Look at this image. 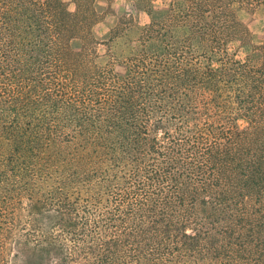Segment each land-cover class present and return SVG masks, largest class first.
<instances>
[{
	"label": "trees",
	"instance_id": "1",
	"mask_svg": "<svg viewBox=\"0 0 264 264\" xmlns=\"http://www.w3.org/2000/svg\"><path fill=\"white\" fill-rule=\"evenodd\" d=\"M73 2L0 0V264H264V0H147L122 73Z\"/></svg>",
	"mask_w": 264,
	"mask_h": 264
},
{
	"label": "rangeland",
	"instance_id": "2",
	"mask_svg": "<svg viewBox=\"0 0 264 264\" xmlns=\"http://www.w3.org/2000/svg\"><path fill=\"white\" fill-rule=\"evenodd\" d=\"M151 1L156 11L163 9L169 2V0ZM64 2L68 10L75 9L73 0H64ZM146 2L147 0H94V10L101 18L96 19L92 33L98 39L107 40L111 37L109 45L98 46L99 53L104 54L101 63H114L117 71L120 73L124 71V67L117 64L118 62L115 60H122L130 54L132 48L136 47L137 31L149 19L143 10ZM236 17L248 28L251 42L256 45L261 44L264 40V8L257 10L239 8L236 11ZM249 50V44H240L239 42H232L228 46V51L235 54L238 59H243ZM19 218H21V223L20 221L17 223L22 224L25 216L20 215ZM18 227L16 228L18 229ZM12 235L15 238L18 231L14 229ZM13 253H15V248L12 249Z\"/></svg>",
	"mask_w": 264,
	"mask_h": 264
}]
</instances>
